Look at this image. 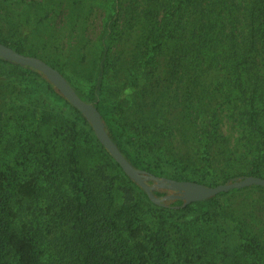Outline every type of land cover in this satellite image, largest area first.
Segmentation results:
<instances>
[{
	"label": "trees",
	"instance_id": "obj_1",
	"mask_svg": "<svg viewBox=\"0 0 264 264\" xmlns=\"http://www.w3.org/2000/svg\"><path fill=\"white\" fill-rule=\"evenodd\" d=\"M20 1L0 0L6 5ZM74 1L79 4L73 9L84 15L81 0ZM22 3L18 21L26 26L16 38L13 30L0 26V41L57 68L81 98L96 105L107 132L134 166L159 177L192 179L208 185L219 183L211 171L220 163L224 165L221 182L248 174L264 177V0H110L111 9L96 42L95 64L86 73L94 81L88 90L73 82L67 73L68 65L82 75L85 73L72 59L76 50L85 45L80 39L68 42L62 62L48 53L44 38L43 52L38 39L30 40L32 33L40 34L50 25L59 0ZM33 5L40 9L36 14L30 12ZM120 9L131 17L124 19L130 21L125 27L116 19L115 13ZM5 16L0 14V19ZM133 24L140 26L145 38L134 47L122 45V52L126 48L130 52L128 62H123L116 82L109 84L108 74L117 61L112 57L120 55H112V44L120 42L126 27ZM201 68L223 73L227 81L236 83L246 99L242 133L233 144L217 126L216 110L206 105L195 89L196 71ZM0 69L4 70L0 72V127L4 126L1 120L7 112H14L20 139L34 146L31 166L35 160L37 163L31 177L30 172L17 175L8 163L7 168L0 166V264H184L166 259L167 243L157 227L167 218L183 223L196 218L222 226L227 239L221 248L224 256L239 264L243 257L251 255V264H262L259 244L243 236L241 228H229L228 210L219 201L221 196L250 185L220 191L185 205L179 197L155 203L98 140L80 110L40 70L2 56ZM183 73L194 85L175 89L171 85L182 80ZM112 84L113 93L117 94L115 101L109 103L104 93ZM36 101L44 107L62 102L72 109L70 114L66 108H60L62 117L68 115L66 120L70 122L66 127L65 153L57 154L49 147L54 143L51 138H34L36 133L30 123L36 106L31 110L30 105ZM177 104L182 106L175 117L166 115L163 119L160 112L170 113L169 109L177 108ZM50 119L49 114H43L44 124ZM158 122L170 131H181L179 150L170 157L160 150L168 138L159 135L161 128L155 124ZM78 124L96 150L112 162L110 184L102 174L108 162L98 167L101 178L84 166ZM148 126L155 128L156 135L147 130ZM7 154L21 164L29 159L22 151ZM29 167L30 164L25 165L20 171ZM13 171L12 179H22L11 180ZM251 186L264 188L259 184ZM153 192L160 197L177 193L159 187ZM143 205L156 213L161 222L155 221L154 227L150 221L144 227L138 225ZM141 228L145 236L139 241ZM223 255L217 264L222 263Z\"/></svg>",
	"mask_w": 264,
	"mask_h": 264
},
{
	"label": "rangeland",
	"instance_id": "obj_2",
	"mask_svg": "<svg viewBox=\"0 0 264 264\" xmlns=\"http://www.w3.org/2000/svg\"><path fill=\"white\" fill-rule=\"evenodd\" d=\"M30 1L43 2V0ZM20 2L21 3L19 4L10 3L9 5L0 2V14H6L5 17L0 19V26L1 28L13 30L14 33L12 35L15 38L19 36L18 32L26 26H22L18 21V17L21 16L20 12L23 4L22 0ZM80 3L82 4V10L85 11L84 15L77 14L76 10L73 9V7L79 4L78 2H75L74 0H59V4L54 9L52 18L48 22L50 25L40 34L32 33L30 40L35 41L38 39L40 42V51L43 52L44 38V44H46L48 53L53 57L56 56V58L62 62L67 53L68 42L80 39L83 45H85L76 50L75 59H72L78 68L85 73L82 75L80 74L81 71L76 72L73 70V66L69 65L67 73L70 75L73 82L77 83L82 89L88 90L93 85L94 81L90 80L86 76V73L89 72L88 69L93 68V65L95 64L96 42L103 31L105 18L109 13V9H111V3L110 0H81ZM39 10L40 9L37 5L30 6L31 13L36 14ZM115 14L117 22H120L123 27L127 26L130 22L129 20L124 22L125 18H131L124 9L118 10ZM13 26H15L17 30H15ZM68 26L72 29L71 32L68 30ZM131 26V28L126 27L125 37L120 42L114 41L112 44V55L116 56V54L119 55V53L120 55L118 58L112 57L117 61L114 63V66H112L113 69L108 74L109 84L116 82V75L122 71L123 62H128V55L130 52L128 51V48L125 49V53L122 52L124 50L122 45L124 44L125 46L134 47L145 38L139 25L133 24ZM80 29L82 32L81 34ZM70 34L72 35V38H70ZM262 49L263 46L261 47V51ZM3 71L4 70L0 69V72ZM123 72H125V70H123ZM182 76V80H176L171 86L177 89V87L185 88L189 85H194L191 83V79L186 73H183ZM235 84L236 83L233 81H227L223 73L221 74L212 69L201 68L196 71L195 89L199 91V95L202 94L201 96H203L204 103L210 105V107L216 110L218 114L217 126H219L222 134L226 135L229 139L230 144L235 143L237 138L241 136V120L243 121V117H246V114H242V111L245 106H247L246 99L240 94V91ZM114 88L115 84L109 85L105 88L104 97L109 103L115 101L117 93H113ZM172 94H174V92H172ZM181 94H183V92ZM262 97L264 98V95H262ZM34 106H36L35 111H32L34 112V118H32L30 123L33 132L36 133L34 138L41 141H43V138H51V141L54 143L49 144V147L57 154H61L62 151L65 153V148L68 146L66 127L70 122L66 120L68 115L65 114V117H62V111L60 108H66L67 112L70 114L73 112L72 109L62 102L54 103L51 107H44L42 103L36 101L34 104L30 105V109L32 110ZM177 106L178 107L174 109L171 107V109H169L171 110L170 113L166 110H162V112H160L162 118L164 119V117L168 115L169 118L171 117L173 119L182 104H177ZM203 107L204 106L202 105V108ZM43 114H49L51 116L47 125L44 124ZM5 117V119L3 118V120H1L4 126L0 127V166L7 168L8 163L9 165H12V168L17 175L21 173L22 176L25 173L30 172L28 177H31L32 174H35L34 172L37 169L36 160L32 166L30 163V156L35 151L34 146L26 145L23 140L20 139L21 134L18 128L16 114L9 111ZM155 124L158 128H161L159 135L162 134L165 136V139L168 138V141L163 142L161 145L160 150L162 154L170 157L172 152L177 153L179 150L177 144L180 141L181 131L173 129V132V130L170 131L167 128L165 129L164 124L159 122ZM77 129L78 141L83 153L81 159L83 160L84 166L93 174V176L101 178L98 167L99 165H104L105 162H108L105 163L106 166L104 167L102 174L107 178L104 181H107L110 184L109 174H111L112 171V162L104 154L96 150L95 146L90 142L91 139L89 136L85 134L82 125L78 124ZM147 130L151 132L153 136L156 135L154 127L148 126ZM21 151L29 156V159L25 161L24 164H21V162L14 157H12V159L11 156H8L7 154V152L12 153ZM29 164V168L20 171V168ZM221 167H224L222 163L212 168L211 171L213 179L217 182L222 181V176L224 174ZM227 167L232 168V166ZM14 171L10 173L11 180H21L22 178L12 179ZM219 201L222 208L225 211L228 210V218L231 221L229 228H241L243 236H248V238L259 244L261 262L264 264V188L250 185L245 189L234 190L221 196ZM139 210L140 213L137 220L138 225L143 226L146 222L150 221L151 225L154 227L155 221L159 223L161 222V218H159L156 213L148 210L146 205L141 206V209ZM160 224L163 225H161L160 228L157 227V230L162 234V240L167 243L168 253L166 254V259L169 260L170 263L217 264V262L221 260V255H223L221 253V248L223 249L227 242V239L223 237L224 230L222 226L218 227L210 224L208 221H199L196 218H193L192 221L186 223L180 222L176 219L167 218ZM139 232L140 235L137 239L140 241L141 237L145 236V231L143 233L141 228ZM251 261L252 256L248 255L243 257L239 264H251ZM221 264L235 263L231 260L230 256H224Z\"/></svg>",
	"mask_w": 264,
	"mask_h": 264
},
{
	"label": "water",
	"instance_id": "obj_3",
	"mask_svg": "<svg viewBox=\"0 0 264 264\" xmlns=\"http://www.w3.org/2000/svg\"><path fill=\"white\" fill-rule=\"evenodd\" d=\"M0 56L40 70L46 78L54 84L57 90L80 110L90 122L98 140L117 161L124 172L139 184L145 190L150 200L155 203H160L161 200L165 198L179 197L183 200L182 205H185L192 201L208 198L220 191H228L231 188H240L252 184L264 186V177L256 174L237 176L215 185H208L192 179H176L168 176L159 177L149 173L143 168L136 167L124 156L107 132L105 122L96 105L93 102L81 98L74 87L57 68L36 55L19 52L1 41ZM148 180H152V182L149 183L147 182ZM155 187L176 190L177 193H167L161 197L156 196L153 192Z\"/></svg>",
	"mask_w": 264,
	"mask_h": 264
}]
</instances>
